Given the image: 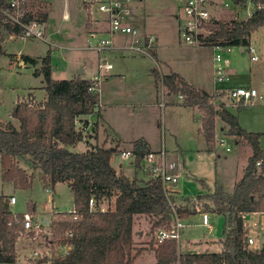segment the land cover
Wrapping results in <instances>:
<instances>
[{
	"label": "rangeland",
	"instance_id": "374dc122",
	"mask_svg": "<svg viewBox=\"0 0 264 264\" xmlns=\"http://www.w3.org/2000/svg\"><path fill=\"white\" fill-rule=\"evenodd\" d=\"M225 1L231 2V0ZM63 2L64 0H30L31 11L29 10L28 15L39 22L38 27L41 28L43 35L40 38L17 35L9 37L5 33V39L0 42V119L9 118V113L15 107L18 98L27 97L24 101L28 102L29 92L32 90L35 96L30 106L36 107L41 103L43 95L41 86L45 84L41 64L42 58L48 52L51 57V76L54 79L71 78L80 74L82 70L83 76L92 78L94 73H98L99 59L104 57L113 67L110 71L103 72L98 89L100 94L110 89L109 95L122 101V104L108 109L111 113L108 124L111 134L113 130L110 124H114L125 136L123 147L129 146L130 139L143 136L154 149L167 150L170 159L174 160L177 155L181 177L175 186L180 195L189 197L187 206L190 207L191 213L206 211L203 207L209 201L196 199L198 195L213 192L219 185L226 193H232L252 153L250 144L244 138H234L229 133L227 134L229 137H225L226 145L229 146L228 151L225 150L224 145L216 143V140L211 145L208 144L202 133H198L200 116L197 110L185 105L183 99H180L176 93L167 94L166 87L161 85L162 82L154 80V69L160 74L173 70L185 80L206 91H212L214 86L220 85L214 80L213 48L205 44H187L180 35L173 14L181 0H133L132 4L138 13L141 11L140 16L144 14L142 9L148 12L145 22L155 29L157 39L152 48L147 49L149 53L128 49L124 55H120L121 51L117 49L106 50L100 54L95 50L86 49L87 33L84 30L86 14L83 9L85 5L82 0H66L71 19L64 21L60 15ZM251 8L253 6L249 4L248 9ZM94 10L97 15H102L97 9ZM245 16V9L239 7L234 12L221 11L220 19L229 20L232 17L242 19ZM131 24L136 26L133 21ZM136 28L138 29V26ZM118 35H125L123 39L132 36ZM251 36V40L257 44L261 56L264 57L262 50L264 27H260ZM133 40L134 38L128 44L133 43ZM124 41L122 40L123 43ZM26 54L34 57L37 62L28 61L23 65L18 64L15 60L16 56ZM223 56L230 62L226 86L243 84L264 87V69H260L264 64L263 60L250 61L248 53L241 51L239 47H233L230 53L223 52ZM22 58L21 56L20 59ZM111 72H115L117 77L105 82L104 80L111 77ZM257 86L255 87L260 90ZM224 93L219 99L225 102L227 97ZM229 110L238 115L239 124L248 131H264V103L240 111L236 108ZM193 115L198 118L195 119ZM217 126L215 134H221L222 125ZM225 129L223 132H227ZM95 133H98L97 129L92 130L90 127L84 136L91 138ZM101 137L103 141L108 139L104 140L105 136ZM84 143L78 142L72 150L76 152L83 150ZM105 144L106 147L110 145L108 142ZM259 144L264 147V132L259 137ZM111 163L117 169L120 163L122 167L119 172L128 177L136 176L141 181L149 178L143 167H137L131 158L122 157L120 151L113 154ZM17 166L27 175H34L31 185L23 189L13 180H4L0 165V198L8 204V198L13 194L16 202L8 205L9 209L20 214L30 211L37 216L39 222L43 223L42 231L38 235H21V241L33 240V246L43 248L49 243L47 241L56 239L51 222L64 217L61 213L73 206L72 189L66 181H61L51 188L52 192L45 190V185L51 187L50 184L42 178L43 173L33 167L28 158L18 161ZM106 202L105 200L104 203ZM109 205L112 206L113 202L111 201ZM134 219V234L143 231L142 240H137V243L143 244L146 249L139 253L133 264H153L155 257L148 246L153 233L152 222L149 216L143 214H136ZM49 220L50 224H45ZM210 220L212 224L210 232L206 226L201 225V214L195 213L191 218L182 220L184 227L180 229L177 240L178 250L180 252L217 250L219 244L208 243L205 239L209 237L219 242L223 237L226 220L222 214H211ZM134 237L139 239L137 235ZM259 241L261 237L257 238L256 245Z\"/></svg>",
	"mask_w": 264,
	"mask_h": 264
},
{
	"label": "trees",
	"instance_id": "16d2710c",
	"mask_svg": "<svg viewBox=\"0 0 264 264\" xmlns=\"http://www.w3.org/2000/svg\"><path fill=\"white\" fill-rule=\"evenodd\" d=\"M249 0H236L244 9ZM6 0H2L4 5ZM252 14L244 19L232 17L229 20H215L206 24L210 33L201 37L199 44L212 46L221 44L245 46L250 36L260 27H264V0H250ZM28 19H33L29 15ZM20 27L8 24L0 14V42L6 34L21 35ZM24 62L37 60L28 55ZM50 53L42 58L41 68L44 74L45 99L36 107L29 102L18 101L11 115L20 126L11 121H0V165L4 180H13L19 187L26 189L32 183L33 174L27 175L17 162L28 158L33 167L43 173L51 188L66 181L73 192V206L78 210L77 217L63 214L61 219L52 221L55 240L60 245L69 244L63 254H53L50 264H133L135 256L145 246H136L133 240V219L136 214L149 216L152 224V236L149 248L153 251V264H264V242L256 249L247 247L248 231L243 215L255 211H264V148L259 144L261 132H250L242 128L238 115L222 103L215 108L209 101L210 94L196 88L174 71L160 74L154 69L155 82H162L169 93L183 96L184 104L196 107L201 112L202 133L208 144L215 139V121L220 117L227 125L230 135L244 138L251 146L242 177L236 181L232 193H226L221 185L213 192L197 196L208 200L204 210L223 214L225 226L223 237L219 241L218 251L202 252L178 250L176 239L168 237L160 243L154 239L159 227L172 226V204L182 219L191 213L189 206L174 203L170 190L162 187L157 177L139 180L118 172L111 164L117 145L104 147L95 144L85 151H73L84 139V133L76 127V120L87 124V116L100 115L98 110V90H90L94 85L91 79L80 74L71 78L54 79L51 76ZM37 71L35 72V74ZM244 107H237L240 111ZM96 129L97 121L92 123ZM133 151L136 152L134 164L140 167L143 156L148 152L146 143L137 140ZM259 162V163H257ZM93 198L96 208L92 209L88 200ZM107 201L104 203V201ZM113 205H109L110 202ZM0 263L14 262L15 245L22 229L20 213L17 221L8 204L0 198ZM172 203V204H170ZM100 205L105 206L104 210ZM71 232L70 235L66 231Z\"/></svg>",
	"mask_w": 264,
	"mask_h": 264
},
{
	"label": "built area",
	"instance_id": "2783aa9c",
	"mask_svg": "<svg viewBox=\"0 0 264 264\" xmlns=\"http://www.w3.org/2000/svg\"><path fill=\"white\" fill-rule=\"evenodd\" d=\"M85 5V11L87 14L92 15L97 9V11L105 15L107 22V34L99 35L94 30H89V35L86 39V49L95 50L99 54L109 50L114 46V36L117 34H130L133 36V43L123 46L124 50L132 49L134 51L148 52V48H152L155 42V35L146 33L142 35L140 30L134 27L130 22L129 18L134 14L133 0H82ZM234 0H231V2ZM2 0H0V14L3 16L4 20L12 25L20 27L22 34L19 36H35L41 37L43 35L41 28L38 27L39 23L36 20L28 19L29 15V2L30 0H6L5 4L2 5ZM220 5L224 9H229V2L225 0L219 1ZM238 3V2H237ZM250 0L247 2L246 7V16L244 19L248 18L252 12L253 8L248 9ZM211 0H183L180 7V12L177 15V20L179 22L180 35L185 43L198 45L200 43L201 37H204L210 33L209 28L206 24L219 20L220 17L215 16L213 10H211ZM253 6V5H252ZM257 8L263 7L264 4H258ZM239 8V7H238ZM235 17V16H234ZM233 47H239L241 51H246L249 55L250 61H264V57L261 56L260 49L257 44L251 40L248 45L235 46L228 44H221L216 42L212 45L214 54H213V63H214V80L216 85L215 91L210 95V103L216 108L222 103L227 108H237V107H252V105L258 103H264V91L258 90L255 86H245V85H234L226 86L225 83L228 81L227 69L230 66L229 59L223 56V52L230 53L232 52ZM149 53V52H148ZM98 73H94L91 78L93 86L90 90L97 89L99 86V81L103 72H108L113 67L111 63L107 61L106 58L99 59L98 63ZM225 92V102L220 100L219 97ZM181 97V96H180ZM227 101V102H226ZM87 124L82 120H76V127L80 129L84 134L91 127L92 123L87 118ZM216 143L225 146V150H229V146L226 145V138L224 135L216 136ZM121 156L124 158H131L133 161L136 157V152L131 150H122L120 151ZM259 163V162H257ZM140 167H143L147 171V174L151 177H157L160 179L162 187L167 192L169 191L172 185H175L178 182V179L181 177V173L178 169V162L169 158V152L161 148L159 150H148V152L143 156ZM45 190L51 191V187L45 186ZM16 202L15 195H10L8 198V205H12ZM89 206L93 209L96 208L95 201L93 198L88 200ZM172 204V203H170ZM197 206V205H196ZM100 209L104 210L105 206L100 205ZM172 226L169 228L159 227L154 233V239L157 243L162 242L165 238L171 237L176 240H179L180 229L184 227L182 219L178 216L174 204H172ZM12 211V210H11ZM70 214L71 218L75 219L78 214V210L72 206L66 212L61 214ZM15 222L17 221V214L15 211H12ZM21 226L22 229L19 232L21 235H38L42 231V224L40 223L37 216L27 211L26 213L21 214ZM201 221L208 229H211L212 226L209 224L208 216L206 212L201 213ZM45 224H50V220L46 221ZM52 224V222H51ZM246 225V223H244ZM67 235H70L71 232L66 231ZM18 236V237H19ZM52 240V239H51ZM254 243V238L248 236L247 247L252 248ZM63 248V249H62ZM70 248L69 244H64L63 247L60 244L55 242H50L44 247V249L33 248L25 253L21 258L14 256V262L11 264H50L49 258L53 255L63 254ZM45 258L46 261L41 259Z\"/></svg>",
	"mask_w": 264,
	"mask_h": 264
},
{
	"label": "crops",
	"instance_id": "0c3cea01",
	"mask_svg": "<svg viewBox=\"0 0 264 264\" xmlns=\"http://www.w3.org/2000/svg\"><path fill=\"white\" fill-rule=\"evenodd\" d=\"M182 1L183 0H181V2H180V4H179V6L177 7V9L175 10L176 12L173 14L174 16V19H175V21H177V23H178V29H179V22H178V20H177V15L179 14V10H180V7H181V3H182ZM219 1L220 0H211V5H210V7H211V10H213V13H214V15L215 16H218V17H221V11H233L234 12V10L235 9H237L238 7H241V5L239 4V3H237L236 2V0H234V2L232 1V2H229V6H230V8L229 9H224L221 5H220V3H219ZM82 3H83V1H82ZM216 4H218V6H216L215 7V5ZM84 5V4H83ZM135 9H134V14L129 18V22L132 20L133 21V24H135L136 26H134V27H137L138 26V29L140 30V33L142 34V35H145L146 33H149V34H153V35H155V38L157 39V34H156V31H155V29H153L152 27H150L149 25H147L146 24V19H147V17H148V12H146V10L145 9H142V11L144 12V14H142L141 16H140V14H141V11H140V13H138V11L136 10V7H134ZM242 8V7H241ZM83 9H84V14H86L85 15V20H84V30L86 31V33H87V37H88V35H89V30H94V31H96V33L97 34H99V35H105V34H107V22H106V19H105V15L103 14V13H101V12H99L98 11V13H101L102 15L100 16L99 14L97 15V13L94 11L93 13H92V15H89V14H87L86 13V11H85V8H84V6H83ZM29 10L31 11V8H30V6H29ZM60 15H61V19L62 20H64V21H69L70 19H71V15L69 14V12H68V4H67V2H66V0H64V2H63V6H62V9H61V13H60ZM33 20H35V19H33ZM37 21V20H36ZM131 21V22H132ZM135 21V22H134ZM38 22V21H37ZM41 22V21H40ZM130 22V23H131ZM39 23V22H38ZM180 30V29H179ZM9 37H13V36H15V35H13V34H7ZM17 36H19V35H17ZM119 36V37H118ZM122 35H115L114 36V46L113 47H111L110 49L111 50H120L121 51V53H120V55H124V53H125V51L126 50H124L122 47L123 46H125L126 44H128V42H131L132 41V38L130 37V36H127L126 37V39H123V36H125V35H123L122 36V38H120ZM252 37V36H251ZM5 39V38H4ZM3 39V40H4ZM155 39V40H156ZM2 40V41H3ZM122 40H125L124 41V43L122 42ZM122 42V43H121ZM125 44V45H124ZM263 44V43H262ZM261 44V45H262ZM212 47V46H211ZM109 49V50H110ZM262 50L264 51V44L262 45ZM146 53V52H145ZM27 55V54H26ZM23 57V55H18V56H16V58H15V60L17 61V63L18 64H20V65H23V64H25V62H24V59L22 58V59H20V57ZM28 56H30V55H28ZM31 57V56H30ZM32 58H34V57H32ZM212 60H213V58H212ZM213 67H214V63H213ZM260 68V67H259ZM260 69H264V64L262 65V67L260 68ZM170 71H173V70H169L168 72H170ZM174 72H176V71H174ZM167 73V72H166ZM176 73H178V72H176ZM80 74H82L81 76L82 77H84V78H88V79H91V76H83V70L81 71V73ZM111 77L110 78H108V79H106V80H104L105 82H108L109 80H111V78L112 77H117V75H116V73L115 72H111ZM154 74V73H153ZM179 74V73H178ZM180 75V74H179ZM181 76V75H180ZM182 78L184 79V77L182 76ZM185 80V79H184ZM185 81H187V80H185ZM189 82V81H188ZM190 83V82H189ZM240 83V82H239ZM190 84H192V83H190ZM162 86H163V84H161ZM193 86H195L196 88H201L200 86L198 87V86H196V85H194V84H192ZM234 85H243V84H234ZM233 85V86H234ZM255 85V84H254ZM44 84L41 86V88H42V91H43V95H42V98H41V100H40V102H42L44 99H45V97H46V91H45V89H44ZM228 86H230V85H228ZM255 86H257V85H255ZM164 87V86H163ZM258 87V86H257ZM215 86L213 87V89H212V91H207L210 95H212L213 94V92L215 91ZM260 90H264V87H258ZM201 89H203V88H201ZM111 91H110V89L108 90V91H106V92H102V94H100L99 93V89H98V101H99V108H98V110H99V112H100V115L99 116H97V114H95V115H89V116H87V118L91 121V122H95V121H97V127H96V129H97V134L95 133V135L93 136V137H91V138H89V137H86V138H84V139H82L81 141H79V142H85L84 144H85V148L83 149V150H81V151H85L86 149H88V148H91L92 146H94L95 144H99V145H104L105 147H106V142H108L110 145H108V147H113V146H115V145H117V148H118V150L116 151L117 153L119 152V151H122V150H133V146H134V143H135V141H137V140H143L145 143H146V145H147V148H148V150H158V149H154L152 146H151V144H150V142H148V141H146V139H144V137L143 136H139V137H135V138H133V139H130V140H127V141H130L129 142V146L128 147H123V145H122V142H125L126 140H125V136L124 135H122V133L120 132V129H118L117 127H116V125H114V124H110L111 126V129L113 130V133L111 134V132L109 131V124L108 123H110L109 122V117H110V115H111V113H109L108 112V109L110 108H112L113 106H116V105H119V104H122L121 102L122 101H119V100H117V98L115 97V96H110L109 95V93H110ZM166 93L167 94H170L169 92H168V90H167V88H166ZM178 95V97L180 98V99H183V96H181V95H179V94H177ZM33 96H35V94H33V90L32 91H30L29 92V99L30 100H28V102L30 103L31 101H33L34 100V97ZM181 96V97H180ZM25 98H27V97H24V98H18L17 99V101L15 102L16 104H17V102L18 101H24V99ZM184 100V99H183ZM184 103V102H183ZM258 104H261V103H258ZM185 105H187V104H185ZM187 106H190V105H187ZM190 107H192V109L194 110V109H196L197 110V113L199 114V116H200V125H201V118H202V116H201V113H199V111H198V109L196 108V107H193V106H190ZM245 109L247 108V107H244ZM243 108V109H244ZM236 110H237V108H236ZM243 111V110H242ZM235 114V113H234ZM194 116V118L195 119H197L198 117L197 116H195V115H193ZM0 121L2 122V123H7L8 121H11L17 128H19V126H20V123H19V121L15 118V117H13L12 115H11V112L9 113V118L7 119V120H2V119H0ZM222 123H221V122ZM217 125H219V126H221L220 128H221V134H219V133H216L215 134V139L214 140H216V136H221V135H224L226 138L227 137H229L228 135V132H223V130L225 129V127H226V129L225 130H227L228 129V125L223 121V120H221L220 119V117H217L216 118V121H215V130L217 129ZM200 128V126L198 127V129ZM242 128H244L243 126H242ZM245 130H247V128H244ZM248 131V130H247ZM256 132H261V133H263L264 131H256ZM103 134V135H102ZM200 134V133H199ZM228 134V135H227ZM101 136H105V137H103V139L105 140L106 138H108L107 140H105V141H103V140H101L102 139V137ZM234 138L236 137V138H238V139H240V138H242L241 136H237V135H232ZM99 138H100V140H99ZM113 143V144H112ZM78 144H76L75 146H72V147H69L71 150L72 149H75V147L77 146ZM210 145H211V143H210ZM212 147V146H211ZM262 148H264V147H262ZM74 151V150H73ZM167 151V150H166ZM115 152V153H116ZM168 152V151H167ZM177 155H176V157H175V161L177 162ZM133 161V160H132ZM134 162V161H133ZM112 164V163H111ZM113 166V165H112ZM246 166V165H245ZM244 166V167H245ZM114 168H115V166H113ZM121 164L119 163V168L117 169V168H115L118 172H119V170H121ZM246 168V167H245ZM245 168H244V171H245ZM121 172V171H120ZM244 173V172H243ZM243 175V174H242ZM242 175H241V177H242ZM240 177V178H241ZM239 178V179H240ZM238 179V180H239ZM237 180V181H238ZM46 184V183H45ZM49 184V183H48ZM176 185V184H175ZM175 185H172L171 186V188H170V192H171V194L173 195V201H174V203L175 204H177V205H179V206H183V207H185V206H187V205H189V204H187V200L189 199V197L188 196H183V195H180L179 194V192H178V190L176 189V186ZM45 186H48L47 184L45 185ZM73 193V192H72ZM208 193V192H207ZM210 193V192H209ZM199 196V195H198ZM201 196V195H200ZM196 199H197V197H196ZM175 200H178V202H179V204H178V202H176ZM209 203V202H208ZM210 205H211V203H209ZM35 210V209H34ZM36 211V210H35ZM202 212H206L207 213V216H208V220H209V224L212 226V224H211V220H210V215L211 214H219V213H216V212H210V211H202ZM202 212H192V213H189V214H187L186 216H185V218H183L182 220H185V219H189V218H191L195 213L196 214H201ZM221 214V213H220ZM219 214V215H220ZM223 215V214H222ZM243 219H244V223H246V228H247V231H248V236H251V237H253L254 238V243H253V245H252V248H254V249H256V248H258V247H260L261 245H262V243L264 242V211H255V212H251V213H245L244 215H243ZM135 220V219H134ZM133 223H134V221H133ZM201 225L203 226H206L204 223H202L201 222ZM134 227H135V223H134V225H133V232H134ZM207 228H208V226H206ZM212 229V228H211ZM211 229H208V231L210 232L211 231ZM134 235H137V237H139V239H135V237H134ZM23 236V235H22ZM22 236H19L18 238H17V241H16V245H15V256L17 257V258H21V256H23L25 253H28V251L29 250H31V249H33V248H40V247H35V246H33V240H26L25 242H23V241H21V237ZM142 237H143V231L142 230H140V231H137V233L136 234H134L133 233V240H135V245L136 246H142L141 244L140 245H138L139 243H137V240L138 241H140V240H142ZM261 237V241H259L258 243V245H256V241H257V238L259 239ZM206 242H208V243H215V244H219V242L218 241H216V240H213L212 238H209V237H206ZM61 246V245H60ZM46 247V246H45ZM63 247V246H62ZM40 249H44V247L43 248H40ZM63 249V248H62ZM220 249V244L218 245V248H217V250H208V249H205V250H208V251H218ZM139 254H137L136 256H135V259L137 258V256H138ZM134 259V260H135ZM155 262V261H154ZM134 263V262H133ZM4 264H6V263H4Z\"/></svg>",
	"mask_w": 264,
	"mask_h": 264
},
{
	"label": "water",
	"instance_id": "95a60500",
	"mask_svg": "<svg viewBox=\"0 0 264 264\" xmlns=\"http://www.w3.org/2000/svg\"><path fill=\"white\" fill-rule=\"evenodd\" d=\"M2 208H3V207H2V204L0 203V210H2ZM41 260H42V261H46L45 258H42Z\"/></svg>",
	"mask_w": 264,
	"mask_h": 264
}]
</instances>
